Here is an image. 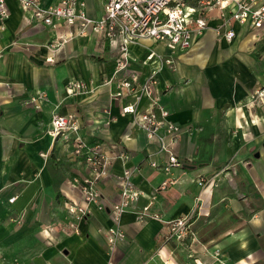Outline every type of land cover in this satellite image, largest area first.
<instances>
[{"label": "crops", "instance_id": "1", "mask_svg": "<svg viewBox=\"0 0 264 264\" xmlns=\"http://www.w3.org/2000/svg\"><path fill=\"white\" fill-rule=\"evenodd\" d=\"M59 0H40L41 7ZM89 18L104 16L106 0H83ZM264 1V0H261ZM0 17V264H264V28L232 23L236 36L219 39L215 17L187 50L140 38L130 43L128 70L140 80L154 68L146 56L172 57L157 72L158 98L180 127L174 151L185 163L166 173L156 137L138 129L120 111L112 79L118 48L91 30L56 49L48 43L72 28H52L31 16L18 0H5ZM51 57L52 62L46 59ZM123 71L115 75L122 78ZM82 80L83 92L69 83ZM43 97L29 102L30 96ZM148 105L143 99L140 109ZM53 112L75 113L79 135L100 143L116 158L94 203L67 229L66 202L81 203L70 179L88 174L70 140L51 132ZM169 140V139H168ZM132 168L141 191L124 211V238L110 249L111 207L119 198L116 176ZM175 182L159 189L161 182ZM204 178L201 186L198 181ZM14 197L12 202L8 199ZM147 206L162 219L192 216L183 241L163 240L164 224L137 219Z\"/></svg>", "mask_w": 264, "mask_h": 264}, {"label": "built area", "instance_id": "2", "mask_svg": "<svg viewBox=\"0 0 264 264\" xmlns=\"http://www.w3.org/2000/svg\"><path fill=\"white\" fill-rule=\"evenodd\" d=\"M18 2L23 9L31 11L33 19L47 26L72 28L67 34L55 37L48 43L50 48L58 49L67 39L89 30L102 34L111 45L118 48L120 55L115 62L114 76L106 83L113 80L111 96L121 100V113L130 114L138 129L157 138L159 151L165 153L166 157L160 165L156 161H150L149 164L154 168L160 166L166 173L185 163L174 151L180 127L168 119V110L160 104L158 98L157 72L163 64L172 66V57L162 58L153 52L149 53L146 61L154 64V68L140 80L136 72L128 70L129 44L140 38H151L166 42L171 52L187 50L204 33L209 20L214 17V33L226 42H231L236 36L233 22L255 29L264 28V1L261 0H106L104 16L100 19L87 16L83 0H59L57 4L48 7H41L40 0ZM6 16L5 0H0V17ZM46 60L53 61L51 57ZM122 71L124 76L116 78L115 75ZM69 88L73 92H83L87 90V85L82 80H74L69 83ZM41 97L42 93L33 95L28 101L35 102ZM143 99H148V105L140 109ZM49 124L55 136L71 141L73 154L84 163L88 171L85 176L75 175L70 179V185L81 193L82 202L65 203L66 212L70 216L67 229L76 232L78 221L87 216L92 203L103 208L98 184L109 173L112 162L116 158L126 159L128 155L123 150L112 155L104 151L100 143L88 144L79 135L80 123L75 113L53 112ZM133 173L134 169L125 168L116 176L119 198L111 207L112 224L107 234L110 249L124 238L120 226L122 213L132 207L142 194L132 181ZM174 182V178H167L158 188L164 189ZM198 183L204 186L206 180L200 178ZM13 200L14 197L8 199L9 202ZM153 218L161 219L164 224V241H183L191 234V215L162 219L159 213L150 211L147 206L137 212L140 222Z\"/></svg>", "mask_w": 264, "mask_h": 264}]
</instances>
